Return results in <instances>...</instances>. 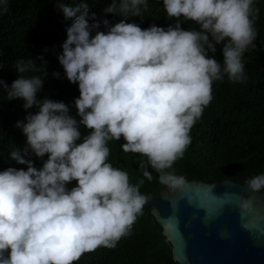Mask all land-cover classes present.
Here are the masks:
<instances>
[{
    "label": "clouds",
    "instance_id": "9594fccd",
    "mask_svg": "<svg viewBox=\"0 0 264 264\" xmlns=\"http://www.w3.org/2000/svg\"><path fill=\"white\" fill-rule=\"evenodd\" d=\"M162 3L169 18L194 22L198 30L179 22L146 29L127 19L95 22L86 0L75 6L57 0V10L71 21L57 61L64 78L78 87L72 107L79 119L63 101L37 98L47 75L43 56L36 58L39 67L32 58L17 61L11 85L0 81L9 101L21 100L28 112L15 125L25 143L10 152L24 167L0 171V264H74L130 233L145 197L126 171L107 162L109 141L123 139L125 153L145 158L139 169L146 179H152L150 167L163 184L185 183L165 170L190 145V131L213 98V82L225 76L233 83L247 80L242 54L255 48L259 9L254 0ZM6 4L0 0L4 11ZM141 6L147 0H111L103 15L139 17ZM217 45L222 64L215 59ZM41 67L43 79L25 75ZM81 127L90 131L82 136ZM29 155L47 159L37 168ZM245 184L250 191L264 189V173ZM250 206L241 202L242 213Z\"/></svg>",
    "mask_w": 264,
    "mask_h": 264
},
{
    "label": "trees",
    "instance_id": "16d2710c",
    "mask_svg": "<svg viewBox=\"0 0 264 264\" xmlns=\"http://www.w3.org/2000/svg\"><path fill=\"white\" fill-rule=\"evenodd\" d=\"M57 0H7L6 11L0 7V81L11 85L16 79L15 64L19 60L32 58L37 67L43 56L47 72L42 91L38 99L45 95L57 101H63L70 107V114L76 117L73 105L79 96L78 87L64 78L62 67L57 61L61 45L66 39V27L71 24L65 20L56 8ZM81 0H63L65 5L75 6ZM90 12L95 14V22L108 19L111 24L127 19L141 28L155 24L166 28L170 23H181L185 29L198 30L194 22L181 18L176 21L169 18L162 0H147V7L141 6L139 17L130 13L123 15H103L111 0H86ZM259 9L255 18L257 38L255 48H249L242 54L247 80L233 83L227 76L212 84V100L204 108L203 114L190 131L191 143L182 158L176 160L170 169L184 179L200 178L205 182H214L230 177L236 182L245 183L255 175L264 173V0H254ZM94 21L89 19V23ZM100 30H104L101 26ZM222 45H217L215 59L223 63ZM211 55V54H210ZM59 73L54 78L52 73ZM44 78L43 68L25 74ZM35 112L36 109L28 110ZM28 114L21 100L9 101L6 93L0 90V171L8 167H24L10 159L13 148H21L25 137L15 125L23 121ZM79 119L78 117H76ZM81 135L88 133L81 127ZM79 142V141H78ZM123 139L109 141L108 163L128 173L129 182L139 185V193L145 197L141 213L137 216L131 231L122 237L113 248L98 247L83 254L74 264H179L171 254L170 244L161 233V227L150 214L147 197L156 193L163 185L159 173L149 167L152 179L144 177L139 169L142 159L139 154L125 153L121 145ZM34 166H42L43 159L29 155ZM143 181V183H140ZM75 182L68 185L74 187Z\"/></svg>",
    "mask_w": 264,
    "mask_h": 264
},
{
    "label": "water",
    "instance_id": "95a60500",
    "mask_svg": "<svg viewBox=\"0 0 264 264\" xmlns=\"http://www.w3.org/2000/svg\"><path fill=\"white\" fill-rule=\"evenodd\" d=\"M184 180L178 188L163 184L147 197L173 259L179 264H264V189L250 191L230 177ZM243 201H251L244 213Z\"/></svg>",
    "mask_w": 264,
    "mask_h": 264
}]
</instances>
